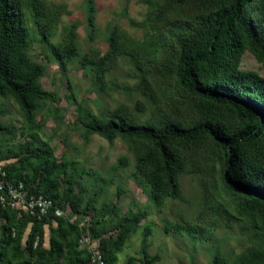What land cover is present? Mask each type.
Returning <instances> with one entry per match:
<instances>
[{
  "label": "rangeland",
  "instance_id": "rangeland-1",
  "mask_svg": "<svg viewBox=\"0 0 264 264\" xmlns=\"http://www.w3.org/2000/svg\"><path fill=\"white\" fill-rule=\"evenodd\" d=\"M226 1L22 0L25 59L41 67L38 84L56 100H38L29 120L13 97L0 96V166L13 164L31 176L39 154L45 155L35 154L39 146L51 153L47 162L53 168L67 165L58 171L59 195H40L50 205L37 219L50 221L42 226V240L34 242L37 250H49L51 237L60 238L63 258L42 264H67L73 250L93 264L94 255L103 258V242L110 249L125 223L112 264H264L262 216L224 185L221 147L206 137L172 142V193L152 184L150 167L142 164L146 142L107 140L97 130L120 119L133 126L191 129L218 118L235 127L230 110L182 89L175 73L181 38ZM238 71L264 80V66L249 49ZM248 161L264 166V139L250 150ZM22 185L28 197L42 183ZM8 209L23 218L17 221L22 222L20 252L25 264H35L26 240L36 213L0 204V237L11 218ZM58 229L62 237L55 234ZM9 249L0 242L7 260Z\"/></svg>",
  "mask_w": 264,
  "mask_h": 264
},
{
  "label": "trees",
  "instance_id": "trees-1",
  "mask_svg": "<svg viewBox=\"0 0 264 264\" xmlns=\"http://www.w3.org/2000/svg\"><path fill=\"white\" fill-rule=\"evenodd\" d=\"M21 5L22 0H0V96L9 94L13 97L30 120L38 100L54 102L56 98L38 84L41 67L25 59L27 33ZM215 5L218 7L203 16L204 22L192 34L181 38L175 73L182 89L206 99L212 107L230 110L237 119L236 126L226 127L218 118H206L191 129L176 125L155 129L129 125L120 119L97 130L107 140L121 136L132 143L146 142L148 149L142 164L150 167L152 184L161 191L172 193L175 190L172 142L208 138L224 152L223 182L227 190L241 198L247 210L258 208L264 228V166L248 161L250 150L257 148L264 139V80L255 74L238 71V63L246 49L264 66V0H227ZM249 9L257 17L256 24L250 20ZM42 38L47 40L43 33ZM52 51L57 61L63 62L61 53L57 49ZM24 69L28 70L25 76L22 75ZM41 147H37L35 154L45 152V155L39 154L40 160L33 164L31 176L23 175V168L10 164L3 168L5 176L0 175L4 185L7 182L25 185L38 179L42 186L32 188L31 195L39 196L42 192L52 198L59 195L58 171L67 165L62 163L53 168L47 162L51 153ZM7 212L11 213L12 219L3 226L0 242L10 248L11 254L7 260L0 253V259L4 264H12V261L14 264L28 263L20 252L22 222L17 224V221L23 218H17V212L13 210ZM30 219L35 224L26 240V251L35 259V264L53 263L63 258L60 238L51 237L49 250L34 248L35 239L41 241L43 238L42 226L50 220L35 216ZM125 225L128 224L121 226L123 232L110 249L103 242V260L108 264L113 263V253L120 250L127 231ZM55 234L62 237L63 231L58 229ZM65 261L67 264H89L88 257H81L74 250Z\"/></svg>",
  "mask_w": 264,
  "mask_h": 264
},
{
  "label": "built area",
  "instance_id": "built-area-1",
  "mask_svg": "<svg viewBox=\"0 0 264 264\" xmlns=\"http://www.w3.org/2000/svg\"><path fill=\"white\" fill-rule=\"evenodd\" d=\"M0 175L1 177L5 176L2 166H0ZM6 203L11 205V207L16 206L18 210L24 209L29 211L31 214L36 213L34 214L35 217L37 216L36 218H38L37 214L43 215L47 209L49 210L50 205V201L43 199V197L40 195H30L27 197L21 183L18 185H13L7 182L6 185H4V183L0 180V204L4 206ZM33 211L35 212L33 213ZM88 241V238H85V242ZM92 247L94 250L96 245ZM93 264H104L103 258L100 255L97 257L94 255Z\"/></svg>",
  "mask_w": 264,
  "mask_h": 264
}]
</instances>
